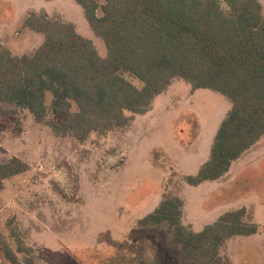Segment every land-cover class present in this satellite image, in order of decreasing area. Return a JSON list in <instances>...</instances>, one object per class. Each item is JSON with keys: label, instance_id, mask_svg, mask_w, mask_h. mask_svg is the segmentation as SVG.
<instances>
[{"label": "trees", "instance_id": "trees-1", "mask_svg": "<svg viewBox=\"0 0 264 264\" xmlns=\"http://www.w3.org/2000/svg\"><path fill=\"white\" fill-rule=\"evenodd\" d=\"M74 1L104 40L107 56L74 22L29 12L23 26L44 35L37 51L17 55L0 45V102L11 113L28 111L57 136L85 141L128 127L177 78L194 90L218 92L233 106L215 135L209 160L186 177L192 186L224 176L264 136L260 0ZM29 170L17 156L0 163V193L8 180ZM183 207L184 201L172 196L138 221L142 227L171 226L169 242L179 247L181 264H229L221 254L225 243L260 232L258 224L245 219V207L225 212L196 232L184 224ZM16 238L20 252L33 253ZM2 245L7 260L22 264L9 243Z\"/></svg>", "mask_w": 264, "mask_h": 264}, {"label": "rangeland", "instance_id": "rangeland-1", "mask_svg": "<svg viewBox=\"0 0 264 264\" xmlns=\"http://www.w3.org/2000/svg\"><path fill=\"white\" fill-rule=\"evenodd\" d=\"M10 1L14 7L0 0L1 26L10 21L4 39H24L16 32H24L27 13L46 7L52 18L76 23L100 55L107 56L104 40L74 0ZM232 106L226 96L194 90L177 78L128 127L81 141L59 137L28 111L11 113L0 102V125L5 127L0 143L7 149L0 161L18 156L30 165L29 173L10 180L0 196V262L12 264L2 245L7 242L22 264H181L179 247L169 242L171 226L138 225L172 196L184 201L183 215L187 203L183 222L193 231L209 224L218 208L233 205H220L232 197L248 204L250 220L264 232V141L260 153L244 157L219 192H214L219 184L194 187L186 181L197 174L198 163L209 159L215 131ZM16 237L33 253L20 252ZM225 256L230 264H264V233L234 239Z\"/></svg>", "mask_w": 264, "mask_h": 264}, {"label": "crops", "instance_id": "crops-1", "mask_svg": "<svg viewBox=\"0 0 264 264\" xmlns=\"http://www.w3.org/2000/svg\"><path fill=\"white\" fill-rule=\"evenodd\" d=\"M6 2L7 3H11V6L12 7H14L12 4H13V1H10V0H6ZM31 11H34V12H36V13H39V14H45L48 18H50V19H54V18H52V13L49 11V10H46V7H45V9H41V10H35V9H32V10H30L29 12H31ZM28 12V13H29ZM54 12V11H53ZM28 13H27V15H28ZM26 19V18H25ZM3 20H4V15H1V9H0V45H2V46H4V47H6V48H8V49H10L13 53H15V54H17V55H23V54H30V55H32V54H34L36 51H37V49L39 48V46L42 44V42L44 41V35L42 34V33H39V32H37L36 30H34V29H30V28H25L24 29V32H16V36H18V37H22V35H25V38L24 39H22V38H19V39H4L3 38V31L5 30V27L6 26H10V21H8V22H6L7 24H4L3 26H1V22H3ZM12 21V20H11ZM25 21V20H24ZM65 21H69V19H67V20H65ZM72 22V21H71ZM24 24V23H23ZM76 24V23H75ZM76 26H77V24H76ZM77 29H78V31H79V28H78V26H77ZM80 32V31H79ZM81 33V32H80ZM38 42V44L34 47V48H32V45H34V43H37ZM209 90V89H208ZM158 97V96H157ZM156 97V98H157ZM155 98V99H156ZM2 103V102H1ZM219 127H220V125H219ZM219 127H218V129H219ZM218 129L215 131V135H216V133H217V131H218ZM0 130H2V131H4V129H1L0 128ZM214 139H215V136H214V138H213V143H214ZM264 141V136L254 145V146H252L249 150H247L246 152H244L243 154H242V156L239 158V159H237L236 161H234L233 162V164H232V166H231V168H230V170L224 175V176H222L221 178H219V179H217V180H213V181H205V182H203L202 184H200V185H198L197 187H199V186H203V185H205V184H207V183H209V182H212V183H215V184H219L220 186L214 191V192H219V190H222V189H224L225 187H227V184L226 183H224V182H227V179L229 178V177H227V176H229V175H232L233 174V172H235V170L238 168V166H239V163H240V161L241 160H243L244 159V157H247V155L248 154H251V153H253L255 150H258V153H260V151H259V148L261 149V147H264V145H262L261 146V144H262V142ZM213 143H212V146H213ZM0 145H1V143H0ZM2 146V145H1ZM259 146H261V147H259ZM4 147V146H3ZM257 147H258V149H257ZM5 148V147H4ZM256 148V149H255ZM211 149H212V147H211ZM5 150H6V152H7V149L5 148ZM6 152H4V153H0V154H5ZM210 155H211V151H210V153H209V158H210ZM18 157V156H17ZM208 158V157H207ZM257 158H260V156L258 155V156H256V158H255V160H257ZM209 159H207V161H208ZM207 161H202L201 163H198V165H199V168H198V171H199V169H200V167L205 163V162H207ZM0 163H3V162H1L0 161ZM250 163H252V161L250 162ZM250 165V164H249ZM30 171V170H29ZM197 171V172H198ZM238 171V172H237ZM236 172L238 173V174H240L242 171L240 170V168L237 170ZM29 172L27 171L26 173H24V174H20V175H26V174H28ZM18 176V175H17ZM17 176H15V177H13L12 179H10V180H17L18 178H17ZM10 180H8L7 182H6V189L4 190V191H2L1 193H0V196L2 195V193H4L6 190H7V187H8V182L10 181ZM225 185V186H224ZM194 187H196V186H194ZM228 195H230V194H228ZM34 198H36V197H34ZM33 199V198H32ZM31 199V200H32ZM227 199L228 200H225L224 202H222V204H220V205H223L224 203H227V202H230V201H232V202H234V203H232L233 205H235V206H233V205H230V204H228V205H224V206H222V207H220V208H218L214 213V218H213V220L212 221H210V223L209 224H212V223H214L222 214H224L225 212H227V211H231V210H228V209H231V208H233L232 210H237V209H240V208H243V207H245L246 209H247V213H246V217H245V219L248 221V222H251V223H255V222H253L252 220H250V215H251V213H250V207L248 206V204H246L245 202H240V201H242V199H240V200H230V199H232V197L231 198H228L227 197ZM30 200V201H31ZM235 202H237V204H235ZM219 205V206H220ZM159 206V205H158ZM157 206V207H158ZM186 207H187V203H186V206H185V208H184V215H183V221L185 220V209H186ZM234 207H236V208H234ZM185 222V221H184ZM190 224V223H189ZM192 225H194V227L196 228V224L195 223H191ZM256 224H258V223H256ZM186 225H188V224H186ZM206 225H208V224H204V225H201V230H203V228L206 226ZM259 226H260V228H261V225L260 224H258ZM200 227V226H199ZM200 229V228H199ZM200 230V231H201ZM261 230V229H260ZM199 231V230H198ZM197 232V231H196ZM260 233H264V232H259V233H257V234H260ZM257 234H254V235H251V236H255V235H257ZM242 236H244V235H236V236H233V237H231L226 243H225V245L222 247V250H221V254H222V256L226 259V256H225V250H226V248L229 246V244L234 240V239H236V238H241ZM251 236H248V237H251ZM228 259V258H227ZM247 260H249L248 261V263L251 261V258H250V256L248 255L247 256ZM227 261V260H226ZM228 262V261H227ZM229 263V262H228ZM230 264V263H229Z\"/></svg>", "mask_w": 264, "mask_h": 264}, {"label": "built area", "instance_id": "built-area-1", "mask_svg": "<svg viewBox=\"0 0 264 264\" xmlns=\"http://www.w3.org/2000/svg\"><path fill=\"white\" fill-rule=\"evenodd\" d=\"M0 264H2V263L0 262Z\"/></svg>", "mask_w": 264, "mask_h": 264}, {"label": "flooded vegetation", "instance_id": "flooded-vegetation-1", "mask_svg": "<svg viewBox=\"0 0 264 264\" xmlns=\"http://www.w3.org/2000/svg\"><path fill=\"white\" fill-rule=\"evenodd\" d=\"M176 246V245H175Z\"/></svg>", "mask_w": 264, "mask_h": 264}]
</instances>
